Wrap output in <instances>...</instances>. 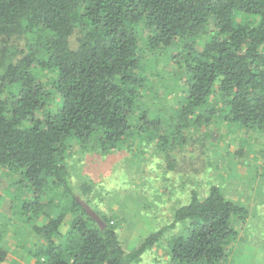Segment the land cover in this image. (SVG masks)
Segmentation results:
<instances>
[{
	"label": "trees",
	"instance_id": "trees-1",
	"mask_svg": "<svg viewBox=\"0 0 264 264\" xmlns=\"http://www.w3.org/2000/svg\"><path fill=\"white\" fill-rule=\"evenodd\" d=\"M218 116L264 130V0H0V169L24 180L20 221L37 239H17L35 264H138L164 239L169 261L227 264L249 216L221 186L193 190L126 251L118 223L90 198L94 181L76 186L69 166L74 145L107 156L140 136L168 157L186 145L182 129ZM5 230L0 263L10 259Z\"/></svg>",
	"mask_w": 264,
	"mask_h": 264
},
{
	"label": "rangeland",
	"instance_id": "rangeland-1",
	"mask_svg": "<svg viewBox=\"0 0 264 264\" xmlns=\"http://www.w3.org/2000/svg\"><path fill=\"white\" fill-rule=\"evenodd\" d=\"M78 36V31L71 36L73 48L78 45ZM180 72L173 70L168 85L175 84L174 78ZM53 96L59 100L57 94ZM178 97L171 91L167 105L173 106ZM53 104L50 101L48 106ZM190 128L182 129L189 137L186 145L172 149L168 157L162 152L166 147L161 149L155 139L141 136L131 140L127 148L107 156H98L91 150L83 153L74 145L76 155L69 159L72 181L78 187L94 181L90 198L97 209L118 223L119 238L126 251L137 248L147 236L169 224L174 210L190 199L193 190L205 196L208 185L217 184L226 198L245 207L249 216L246 225L240 224L242 233L231 246L227 264H264V130L225 123L221 116L208 126ZM146 133L152 135L156 129L150 127ZM23 181L9 170L0 169V224L6 228L3 239L10 257L0 264L36 263L17 239V234L29 233L20 221V199L28 192L22 187ZM27 237L37 239L32 234ZM162 243L147 251L138 264H177L169 261L166 239Z\"/></svg>",
	"mask_w": 264,
	"mask_h": 264
},
{
	"label": "water",
	"instance_id": "water-1",
	"mask_svg": "<svg viewBox=\"0 0 264 264\" xmlns=\"http://www.w3.org/2000/svg\"><path fill=\"white\" fill-rule=\"evenodd\" d=\"M81 204L85 207L88 214L101 226L105 227L107 225V222L94 210L88 203L81 200Z\"/></svg>",
	"mask_w": 264,
	"mask_h": 264
},
{
	"label": "crops",
	"instance_id": "crops-1",
	"mask_svg": "<svg viewBox=\"0 0 264 264\" xmlns=\"http://www.w3.org/2000/svg\"><path fill=\"white\" fill-rule=\"evenodd\" d=\"M246 252H249L248 250H245ZM250 253H248L247 258L249 257ZM255 259V258H254ZM251 262H254L253 260Z\"/></svg>",
	"mask_w": 264,
	"mask_h": 264
}]
</instances>
